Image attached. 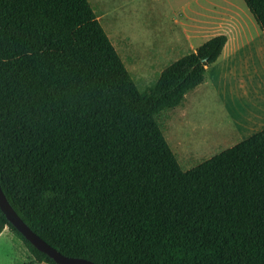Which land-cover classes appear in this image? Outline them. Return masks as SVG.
Returning <instances> with one entry per match:
<instances>
[{
	"label": "trees",
	"instance_id": "trees-1",
	"mask_svg": "<svg viewBox=\"0 0 264 264\" xmlns=\"http://www.w3.org/2000/svg\"><path fill=\"white\" fill-rule=\"evenodd\" d=\"M264 36V0H243ZM216 35L140 90L89 0H0V186L64 255L264 264V129L183 170L159 118L204 80ZM37 262L56 264L0 211Z\"/></svg>",
	"mask_w": 264,
	"mask_h": 264
},
{
	"label": "rangeland",
	"instance_id": "rangeland-1",
	"mask_svg": "<svg viewBox=\"0 0 264 264\" xmlns=\"http://www.w3.org/2000/svg\"><path fill=\"white\" fill-rule=\"evenodd\" d=\"M89 2L140 90L151 86L168 64L214 36L195 22L191 10L218 3L248 11L243 0ZM234 24L229 38L236 53L228 57L222 53L204 74L203 83L159 118L183 170L264 129V36L246 18L240 20L241 26ZM0 264L44 263L37 262L5 227L0 234Z\"/></svg>",
	"mask_w": 264,
	"mask_h": 264
},
{
	"label": "crops",
	"instance_id": "crops-1",
	"mask_svg": "<svg viewBox=\"0 0 264 264\" xmlns=\"http://www.w3.org/2000/svg\"><path fill=\"white\" fill-rule=\"evenodd\" d=\"M225 3H227V2H225ZM247 12H249V10ZM247 12L242 8H240V11H239L235 8L228 6V5H225V4L220 5L218 3L212 4L211 8H205V9L199 8V9L191 10L192 15L197 16V17H193V19L195 20V22L200 23L201 28L204 27L205 29L209 30L210 32H212L211 35H214V36H216V34L217 35L224 34L226 36V43L223 47L222 53H227V54L224 55V57L225 56L228 57V56L236 53V48H234V45L231 44L232 39L229 38V35H230V33H232V30L234 28H236L234 23H236L237 26H241L240 20L246 18L249 20L250 23L252 22L251 26H253L252 27L253 29L255 26H257V24H256L253 16L251 15V13L249 12L248 14H250V15H247ZM248 16H252L254 21H250L249 18H251V17H248ZM260 31H258V29H257V32H260ZM261 33H257V35L261 36ZM237 35H238V33H237ZM209 67L206 68V71L209 69ZM206 71H205V73H206ZM4 231H5V228L2 230V232H4ZM44 264H46V263H44Z\"/></svg>",
	"mask_w": 264,
	"mask_h": 264
},
{
	"label": "water",
	"instance_id": "water-1",
	"mask_svg": "<svg viewBox=\"0 0 264 264\" xmlns=\"http://www.w3.org/2000/svg\"><path fill=\"white\" fill-rule=\"evenodd\" d=\"M0 211L9 223L38 251L46 254L56 264H97L91 260L62 254L36 234L15 212L0 186Z\"/></svg>",
	"mask_w": 264,
	"mask_h": 264
}]
</instances>
